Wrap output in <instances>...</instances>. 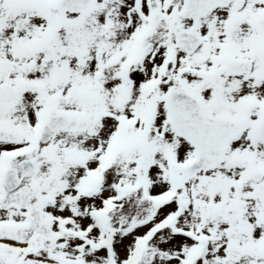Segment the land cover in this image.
<instances>
[{
  "label": "snow or ice",
  "instance_id": "6c2138e0",
  "mask_svg": "<svg viewBox=\"0 0 264 264\" xmlns=\"http://www.w3.org/2000/svg\"><path fill=\"white\" fill-rule=\"evenodd\" d=\"M0 264H264V0H0Z\"/></svg>",
  "mask_w": 264,
  "mask_h": 264
}]
</instances>
